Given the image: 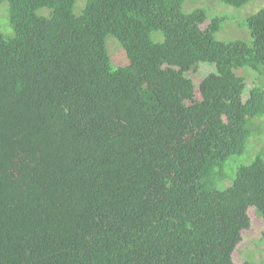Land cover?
<instances>
[{
	"label": "trees",
	"instance_id": "1",
	"mask_svg": "<svg viewBox=\"0 0 264 264\" xmlns=\"http://www.w3.org/2000/svg\"><path fill=\"white\" fill-rule=\"evenodd\" d=\"M77 1L0 0V264H237L264 222V8L225 41L194 0Z\"/></svg>",
	"mask_w": 264,
	"mask_h": 264
},
{
	"label": "rangeland",
	"instance_id": "2",
	"mask_svg": "<svg viewBox=\"0 0 264 264\" xmlns=\"http://www.w3.org/2000/svg\"><path fill=\"white\" fill-rule=\"evenodd\" d=\"M80 1V2H79ZM86 0H78L76 4V13L81 14ZM9 4L3 3L0 8V26L5 27L9 24V15L7 13ZM187 9L192 10L196 7H202L208 11L210 18L216 15H228L229 20L224 24L221 32L217 33L216 37L220 40L230 41L236 39H242L250 41L251 37L246 29H242L241 23L247 19L248 16L257 13L264 8V0H253L249 4L241 7H231L221 3L217 0H194L187 4ZM7 10V11H6ZM106 49L108 57L110 59L111 68L115 69L121 66H129L131 60L125 51L119 40L113 35H109L106 39ZM202 69L197 75H192L194 79L198 82L207 74L216 71L215 65H210L208 63L202 64ZM244 70H239L242 73ZM249 81V88L255 85V76L253 73L249 72L246 74ZM198 96L200 93L198 91ZM264 119H257L256 123L260 124V128L264 129ZM264 146V131L262 134H255L249 144V156L252 157L257 150ZM234 158L233 160H240L241 162H247L246 157ZM253 160V159H252ZM251 160V161H252ZM249 161V160H248ZM250 161V162H251ZM230 180V179H229ZM225 183H223L224 186ZM250 216L252 220V226L249 229L243 231V240L238 245L237 250L234 253V260L237 264H242L245 261L252 262V258L256 263L262 262L264 260V222L261 216L255 209L250 210ZM264 261L262 262V264Z\"/></svg>",
	"mask_w": 264,
	"mask_h": 264
}]
</instances>
